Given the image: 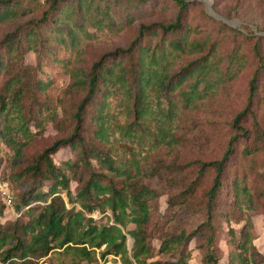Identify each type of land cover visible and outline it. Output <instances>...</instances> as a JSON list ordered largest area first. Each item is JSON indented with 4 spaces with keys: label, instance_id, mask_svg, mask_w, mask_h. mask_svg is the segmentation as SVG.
Listing matches in <instances>:
<instances>
[{
    "label": "trees",
    "instance_id": "trees-1",
    "mask_svg": "<svg viewBox=\"0 0 264 264\" xmlns=\"http://www.w3.org/2000/svg\"><path fill=\"white\" fill-rule=\"evenodd\" d=\"M166 5L176 7L172 20L140 22L126 46L88 66L77 65L87 43L118 34ZM198 6L195 0H0V25L14 24L0 37V164L4 145L20 156L35 135L57 123L59 108L46 92L64 73L79 95L67 134L16 175L0 174V185L12 197L7 206L0 187V264H108L109 257L121 264H191L193 241L201 264L223 259L225 264H264L254 222L258 210L264 213V189L255 190L235 167L241 148L245 155L264 152V128L255 123L251 143L240 126L244 115H254L251 104L261 87L262 37L253 47L258 66L249 81V103L231 124L242 133L233 134L216 159L169 166L171 172L192 174L180 192L169 196V209L194 206L206 219L191 229L169 227L158 248L151 240L161 193L147 181L155 174L147 152L180 144L176 128L182 111L217 95L250 63L240 46L220 53L221 34L236 38L243 32L203 9L204 25L195 24L190 12ZM30 51L37 55L35 65L24 63ZM20 131L27 138L15 141ZM65 146L74 155L57 161ZM209 174V184L202 186ZM164 179L174 181L168 175ZM72 181L78 184L75 191ZM18 182L15 194L12 185ZM9 213L17 217L8 219Z\"/></svg>",
    "mask_w": 264,
    "mask_h": 264
},
{
    "label": "rangeland",
    "instance_id": "rangeland-1",
    "mask_svg": "<svg viewBox=\"0 0 264 264\" xmlns=\"http://www.w3.org/2000/svg\"><path fill=\"white\" fill-rule=\"evenodd\" d=\"M44 1V0H40ZM162 1V0H161ZM199 6L190 12V17L195 24L204 25L200 21L202 9L207 14L217 20H222L232 27L238 28L243 34L238 37L232 35H223L220 47V53L226 55L231 52L235 46H240L241 51L245 54L250 63L241 75L232 83L223 86L219 93L193 110L182 111L178 120L176 134L181 139V143L175 147L162 145L147 152V165L154 168L155 174L147 178V181L153 187H156L161 196L158 202L155 201L156 211L150 225L152 231V242L155 247H159V237L163 231L169 229L173 225L181 228L191 229L206 219L205 215L194 209V206L178 205L169 209L168 198L175 193L180 192L185 183L190 181L192 174L188 171L171 172L170 165H184L195 160L210 161L220 157L226 150L230 137L236 133H242V129L232 126V122L236 115L243 111L249 103V81L253 72L258 66V61L253 53V47L257 41V37H262L260 49L264 55V0H195ZM176 13V7L173 5L164 9L159 7L149 19L138 21L133 26L127 27L118 34L105 35L102 38L89 42L85 45V53L82 60L78 62V66H88L95 61L101 54L114 50L117 47L126 46L129 41L137 34V27L140 22H151L153 20L170 21ZM14 28V24L0 25V37ZM37 55L35 52H27L24 56L26 65H35L37 63ZM2 76L0 74V81ZM72 79L68 73H64L51 88L46 92L50 98L52 105L58 107L60 116L57 123H49L48 128L42 134H37L23 148L20 156L16 155L12 146L4 145V159L0 164V174L2 176L16 175L20 170L32 161L36 154L40 153L44 148L52 144L55 140L63 137L70 130L69 115L73 111L72 107L79 99L77 92L69 88ZM259 84H261L259 94L256 95L251 104L252 113L243 116L241 127L249 132L248 139L253 142L255 135L254 126L257 122L264 128V73L262 74ZM116 100V99H115ZM114 100V101H115ZM36 133L38 130L35 126H31ZM26 134L22 131L16 132L15 141L26 139ZM241 148V147H240ZM240 151L237 152L235 167L242 174L246 175L250 185L256 190L264 189V152H257L253 155H245ZM74 153L69 146L61 147L55 159L57 161L65 160ZM144 162V164L146 163ZM148 167V169H149ZM191 169H195L192 167ZM194 172V170H192ZM168 175L174 181L170 182L164 179ZM211 175H207L202 182V186L209 184ZM20 183L13 184L15 194L19 191ZM77 182L72 181V189L76 190ZM98 216V214H95ZM8 219H15L14 213L7 214ZM7 219V218H6ZM5 218L1 219L3 222ZM171 221V222H169ZM254 222L259 237L255 244L264 251V213L258 210L254 214ZM239 229L241 225L235 224ZM128 247L133 245V239L128 236ZM195 242L191 243L193 254L190 263L201 264V252L195 248ZM220 245L227 250L224 238L221 239ZM163 254L157 256L162 257ZM111 262L108 264H121L120 260L109 257ZM225 264V259L221 261Z\"/></svg>",
    "mask_w": 264,
    "mask_h": 264
},
{
    "label": "built area",
    "instance_id": "built-area-1",
    "mask_svg": "<svg viewBox=\"0 0 264 264\" xmlns=\"http://www.w3.org/2000/svg\"><path fill=\"white\" fill-rule=\"evenodd\" d=\"M0 187L2 190L4 202L7 204V206H12V197L11 194L7 191L5 184H1Z\"/></svg>",
    "mask_w": 264,
    "mask_h": 264
}]
</instances>
